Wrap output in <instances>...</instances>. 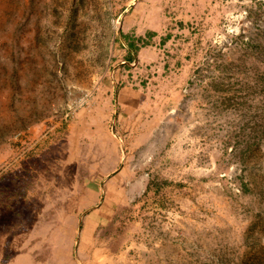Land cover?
<instances>
[{"label": "rangeland", "instance_id": "rangeland-1", "mask_svg": "<svg viewBox=\"0 0 264 264\" xmlns=\"http://www.w3.org/2000/svg\"><path fill=\"white\" fill-rule=\"evenodd\" d=\"M121 168L147 189L102 215ZM53 239L75 264H264V0H0V264Z\"/></svg>", "mask_w": 264, "mask_h": 264}, {"label": "crops", "instance_id": "crops-1", "mask_svg": "<svg viewBox=\"0 0 264 264\" xmlns=\"http://www.w3.org/2000/svg\"><path fill=\"white\" fill-rule=\"evenodd\" d=\"M131 24L129 23L126 27H124V30H128V32L131 31V34L134 33V31L136 32V37L140 38L138 40H141L142 43H144V41L146 40V42H150V38L153 39V41L156 39V36H159L158 33L156 32H161L158 31V29H155V27H149L148 29H145L144 24L142 22H139L138 19H131ZM126 28V29H125ZM148 31H154L155 33H152V35H149L148 37L146 36V33ZM127 32V31H124ZM155 35V36H154ZM153 36V37H151ZM161 36V35H160ZM137 40V41H138ZM134 42H132L130 40L129 44L126 47V52L128 53V58L129 59V63L130 61H134V63H138L141 60L144 59H148L147 56L150 55H155V51H152L151 54V50H144L143 47H141V49L138 52H134ZM162 50H160L161 52ZM150 54V55H149ZM157 56V55H155ZM144 58V59H142ZM135 82L134 84L128 86L126 89L127 91H125L124 94V98H123V102H124V106L128 109L130 108H134L137 107V109L141 108V106L144 104L142 101V96L140 95V91L139 89H137V84H136V79L133 81ZM130 83V82H129ZM139 109L137 111H139ZM132 111H134L135 109H131ZM136 126V124H135ZM130 127V126H129ZM135 128V127H134ZM122 170H117L112 174L107 175V178L101 181H94L93 182V187L94 189L97 188V186L99 184L102 185V198L105 201V205H103L102 208V215L105 213V211H109L111 209L112 203H123V202H131L134 201L136 199V197H138L139 195H141L148 186V181L146 180V178L142 175H138L135 170H131L130 168H121ZM103 181V182H102ZM103 183V184H102ZM92 193H96V190L93 191ZM88 202L85 204L90 203L91 201H97L98 199L96 197H88ZM83 205V206H84ZM82 205H80L81 207ZM82 206V207H83ZM59 232L60 231H68V234H71V236L73 235V232L70 231L72 229H66L64 227L58 228ZM90 232V231H89ZM76 233H78V231H76ZM67 240L71 241V243L73 244V237H69ZM64 243L59 242V241H54V239L52 241H50L49 245L51 248V253H50V258L48 262H38L36 258L31 257L33 260L30 259V257H28V259L30 260V264H75L74 261L68 260V255L66 253V257L63 260L62 258H60L59 255V250L61 249H66V245H62ZM58 255H57V253ZM33 255V254H32ZM57 256V257H56ZM67 261V262H66Z\"/></svg>", "mask_w": 264, "mask_h": 264}]
</instances>
